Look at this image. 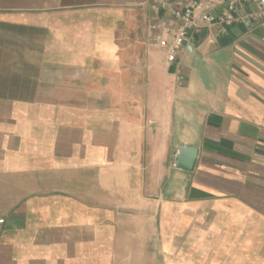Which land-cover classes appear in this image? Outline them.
Returning a JSON list of instances; mask_svg holds the SVG:
<instances>
[{
  "label": "crops",
  "instance_id": "1",
  "mask_svg": "<svg viewBox=\"0 0 264 264\" xmlns=\"http://www.w3.org/2000/svg\"><path fill=\"white\" fill-rule=\"evenodd\" d=\"M157 23L151 0H0V264L157 259V217L166 264L193 223L195 264H264V19L175 62Z\"/></svg>",
  "mask_w": 264,
  "mask_h": 264
},
{
  "label": "built area",
  "instance_id": "2",
  "mask_svg": "<svg viewBox=\"0 0 264 264\" xmlns=\"http://www.w3.org/2000/svg\"><path fill=\"white\" fill-rule=\"evenodd\" d=\"M157 13L158 23L153 27L161 30L152 44L167 51V60L175 62L180 49L193 39L195 33L207 25H217L219 32L227 33L229 26L243 23L252 26L264 19V0H151ZM254 5V10L245 4ZM217 5L222 11L214 12ZM163 16H162V15ZM166 35L172 36L169 42ZM4 219H0V226Z\"/></svg>",
  "mask_w": 264,
  "mask_h": 264
},
{
  "label": "rangeland",
  "instance_id": "3",
  "mask_svg": "<svg viewBox=\"0 0 264 264\" xmlns=\"http://www.w3.org/2000/svg\"><path fill=\"white\" fill-rule=\"evenodd\" d=\"M155 237L156 238H160L163 237L164 235V228L162 227V221L160 220V218L157 217V221L155 223ZM196 229V224L193 223L191 225V228L188 227H180L179 225L174 226L172 225L171 230H172V239H173V250L172 252H176L179 253V251H183V252H189L188 254L190 256H192V259H187V260H180V259H172V264H195V259L194 257L197 255L196 254V249L194 248V245L191 244H184V246L182 245V243L180 241L182 240H186L188 236H192L194 235L193 232H195L194 230ZM152 230V229H150ZM156 239V243L155 244H150L149 247L151 250H155L158 255L159 258L157 259H151V260H146V261H138L139 264H166V261L162 258L163 254H162V245L159 243V240Z\"/></svg>",
  "mask_w": 264,
  "mask_h": 264
},
{
  "label": "water",
  "instance_id": "4",
  "mask_svg": "<svg viewBox=\"0 0 264 264\" xmlns=\"http://www.w3.org/2000/svg\"><path fill=\"white\" fill-rule=\"evenodd\" d=\"M198 155V148L182 145L179 147L175 165L183 170L193 171L196 167Z\"/></svg>",
  "mask_w": 264,
  "mask_h": 264
}]
</instances>
